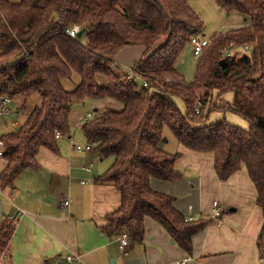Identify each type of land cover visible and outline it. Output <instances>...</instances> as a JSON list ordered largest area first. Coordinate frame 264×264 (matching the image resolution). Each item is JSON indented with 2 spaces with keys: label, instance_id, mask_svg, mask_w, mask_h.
I'll use <instances>...</instances> for the list:
<instances>
[{
  "label": "trees",
  "instance_id": "16d2710c",
  "mask_svg": "<svg viewBox=\"0 0 264 264\" xmlns=\"http://www.w3.org/2000/svg\"><path fill=\"white\" fill-rule=\"evenodd\" d=\"M215 2L241 13L246 22L212 37L188 83L176 63L204 25L188 0H0V99L42 97L22 125L1 134L7 162L0 173L3 187L14 189L22 172L38 166L41 148L58 151L56 134L70 135L75 103L114 100L118 107H95L81 127L102 158H113L95 179L121 193V204L107 216L109 236L126 232L131 242L143 243L150 217L191 255L194 236L211 223L188 220L174 196L151 186L152 179L183 178L176 168L180 154L164 148L166 128L187 149L212 154L221 180L245 168L264 216V0ZM75 26L83 31L81 37L67 32ZM133 45L145 46L146 53L134 64L130 79L116 72L115 58ZM246 45L251 49L245 50ZM74 73L81 82L68 91L63 80ZM138 79L148 86L140 88ZM228 93H233L231 101L223 98ZM214 96L217 110L240 115L249 129L226 117L211 121ZM199 102L204 105L200 114ZM15 227L9 220L0 228V264ZM260 256L264 258V224Z\"/></svg>",
  "mask_w": 264,
  "mask_h": 264
},
{
  "label": "crops",
  "instance_id": "0c3cea01",
  "mask_svg": "<svg viewBox=\"0 0 264 264\" xmlns=\"http://www.w3.org/2000/svg\"><path fill=\"white\" fill-rule=\"evenodd\" d=\"M145 53L143 45L126 46L115 61L126 70ZM90 102L91 109L115 105L111 100ZM11 103V117L0 118L1 134L20 124L21 111ZM88 113L72 109L70 125L80 127L82 136L71 129L69 136L58 138L57 152L41 148L38 166L22 172L14 189L3 187L0 178V228L18 210L25 211L14 221L15 233L1 264L67 263L69 255L76 257L72 264H172L186 257L192 258L188 264H264L260 256L263 210L247 170L221 180L212 154L189 150L179 142L176 152L167 144L164 148L180 154L176 168L183 178L173 182L152 179V188L174 196L176 208L186 218L211 220L214 201L222 206L223 215L194 236L191 255L150 217L145 219L144 242L121 248L120 236H109L105 230L107 216L121 204V193L112 184L95 180L111 167L113 158H102L96 148L77 152L73 147L88 143L81 129ZM6 165L0 157V173Z\"/></svg>",
  "mask_w": 264,
  "mask_h": 264
},
{
  "label": "rangeland",
  "instance_id": "374dc122",
  "mask_svg": "<svg viewBox=\"0 0 264 264\" xmlns=\"http://www.w3.org/2000/svg\"><path fill=\"white\" fill-rule=\"evenodd\" d=\"M13 3H18L21 0H10ZM189 5L191 8L200 16L201 20L203 21V29L198 33L196 36L200 38L203 42H207L206 46L210 45V40L213 36L219 33H223L226 31H229L231 29H235L237 27L242 26L245 23V17L237 12V11H226L222 8H220L215 0H188ZM86 40V36L84 35L83 41ZM199 56H196L193 51V45L191 42H189L188 46L178 59L176 63V67L179 70L180 73H182L185 76V79L188 83H192L195 79L196 74V66H197V60ZM124 67L116 70V72L120 75L128 74L133 71V67H128L126 70L123 69ZM81 82V77L74 73L71 78L64 79L63 85L68 91L74 90L78 84ZM137 82L140 84V88H143V82L141 79H138ZM103 85H106V81L103 80ZM231 96L233 97V93L226 94L223 98L225 100H231ZM218 97L214 96L213 103L210 104L209 109L212 110V114L210 116L211 121H215L217 119H222L226 117L227 121L235 126H238L239 128L243 130L249 129V122L241 117L238 114H231V113H225L223 111L217 110L214 106V101L218 103L217 100ZM223 99H219V104L222 102ZM115 103V105L110 104L108 107H118L116 101L111 100ZM112 103V102H109ZM42 104V97L39 94L32 95L29 98L25 97H18L13 100L11 103V107L13 108H19L20 113V125H22L27 118V116L37 107ZM213 104V105H212ZM10 105V104H9ZM8 105V107H9ZM180 107L183 109V111L186 110V106L184 103L179 102ZM208 106L205 107V111L209 110ZM73 110H77L79 112H83L84 115L88 113L91 109V102L90 100L86 101L85 103L78 104L75 103ZM209 110V111H210ZM74 126V125H73ZM76 127V126H74ZM71 125V129H75L76 133L79 135V137L82 136V132L79 128H74ZM164 137L166 139V143L168 148L170 150L176 152V146L178 145V141L175 138L173 132L166 128L164 131ZM80 144H86V143H80Z\"/></svg>",
  "mask_w": 264,
  "mask_h": 264
},
{
  "label": "built area",
  "instance_id": "2783aa9c",
  "mask_svg": "<svg viewBox=\"0 0 264 264\" xmlns=\"http://www.w3.org/2000/svg\"><path fill=\"white\" fill-rule=\"evenodd\" d=\"M80 31V27L75 26L73 28H70L67 30V32L69 33V35L76 37L77 34ZM191 44L193 45V51L194 54L196 56H200L204 50V47L206 46L207 42H203L200 38H198L196 35L193 36L190 40ZM245 50H249L251 49L248 45H246L244 47ZM226 56H230L232 55V51H225ZM128 77L131 79L134 75V70L131 73L127 74ZM143 85L146 87L148 86V82L144 81ZM11 99L8 97H3L0 99V118H4V119H9L11 117V110L9 109L8 105L11 103ZM204 107V105L199 102L196 106V113L200 114L202 111V108ZM92 117V113H88L87 118L86 119H90ZM13 126H16L17 123L13 122L12 123ZM63 135L60 132H57L56 134V138H60ZM95 144L88 142L86 144H80V143H76L73 145L74 150L77 152H88V151H92L93 149H95ZM5 142L2 139V135L0 133V157L4 156V152H5ZM87 170H91V168L89 167H85ZM1 176V175H0ZM66 205L69 204V201L65 202ZM25 213L24 210H18L17 215L16 216H10V220L15 221L18 217L23 216ZM224 211L222 209V206L220 205V203L218 201H214L212 204V211H211V215H210V219L214 220V221H219L221 216L223 215ZM188 220L192 221L195 220L193 217H189L187 218ZM120 241H121V248H126L130 245L131 241L129 239V235L125 232L120 236ZM8 256V251H6L1 259V262L4 261V259ZM76 259V257H74L73 255H69L67 257V264H72L74 262V260ZM191 257H186L183 260L180 261H176L172 264H188L191 261Z\"/></svg>",
  "mask_w": 264,
  "mask_h": 264
},
{
  "label": "water",
  "instance_id": "95a60500",
  "mask_svg": "<svg viewBox=\"0 0 264 264\" xmlns=\"http://www.w3.org/2000/svg\"><path fill=\"white\" fill-rule=\"evenodd\" d=\"M245 20H246V18H245ZM82 34H83V31H79L78 36L81 37ZM223 62H224V61H222L221 64H222ZM56 264H67V263H65L64 261H59V262H57Z\"/></svg>",
  "mask_w": 264,
  "mask_h": 264
}]
</instances>
